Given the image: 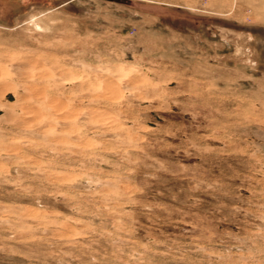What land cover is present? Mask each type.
I'll use <instances>...</instances> for the list:
<instances>
[{"label": "rangeland", "instance_id": "obj_1", "mask_svg": "<svg viewBox=\"0 0 264 264\" xmlns=\"http://www.w3.org/2000/svg\"><path fill=\"white\" fill-rule=\"evenodd\" d=\"M0 264H264V0H0Z\"/></svg>", "mask_w": 264, "mask_h": 264}]
</instances>
